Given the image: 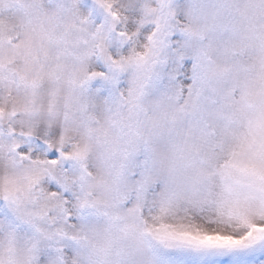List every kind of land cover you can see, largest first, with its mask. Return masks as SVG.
Segmentation results:
<instances>
[{
  "label": "snow or ice",
  "instance_id": "1",
  "mask_svg": "<svg viewBox=\"0 0 264 264\" xmlns=\"http://www.w3.org/2000/svg\"><path fill=\"white\" fill-rule=\"evenodd\" d=\"M0 264H264V0H0Z\"/></svg>",
  "mask_w": 264,
  "mask_h": 264
}]
</instances>
